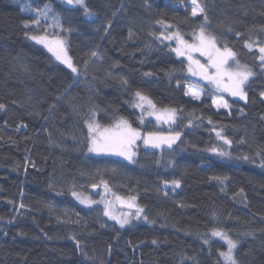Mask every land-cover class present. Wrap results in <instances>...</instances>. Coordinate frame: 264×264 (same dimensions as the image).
Here are the masks:
<instances>
[{"label": "trees", "instance_id": "trees-1", "mask_svg": "<svg viewBox=\"0 0 264 264\" xmlns=\"http://www.w3.org/2000/svg\"><path fill=\"white\" fill-rule=\"evenodd\" d=\"M197 1L204 14L193 17L191 0H85L90 15L58 0H0V264H224L227 245L213 230L238 241L237 264H264V0ZM167 25L187 41L204 26L231 48L254 73L247 102L228 98L218 110L209 89L199 101L185 95L192 81L162 40ZM31 36L63 39L78 72ZM136 91L176 110L175 122L141 123ZM93 112L102 127L124 119L142 136L180 137L161 150L141 140L133 162L95 157ZM104 182L135 197L147 222L121 229L75 206L73 192Z\"/></svg>", "mask_w": 264, "mask_h": 264}, {"label": "snow or ice", "instance_id": "snow-or-ice-1", "mask_svg": "<svg viewBox=\"0 0 264 264\" xmlns=\"http://www.w3.org/2000/svg\"><path fill=\"white\" fill-rule=\"evenodd\" d=\"M64 2L69 6H79L84 9L85 15H90V11L85 4V0H64ZM192 2V16L203 15L204 9L198 4L197 0H191ZM50 10L48 5H45L44 10L36 9L37 17L47 15V12ZM208 18L204 15V21L207 22ZM34 23L39 24V19L34 20ZM56 26L59 27V17L56 18ZM158 23L163 24V21H158ZM25 27H28V24H25ZM109 27L111 25L109 24ZM166 27H171L167 25ZM63 30V29H62ZM163 36V34H162ZM30 39L34 40L37 44H43L49 52H51L55 58L62 64H65L73 73H77L78 69L74 66L71 57L68 56L66 50V42L63 39H55L49 41L44 36H31ZM166 39L175 38L177 41V46L172 49L177 56H185L188 61V72L192 75H199L202 79L207 80L209 83L213 84L218 91L226 92L233 97H238L241 100L247 102V93L245 91V85L249 79L254 75L251 68L247 65H242L239 61L235 60L236 53L229 47L225 46L223 49L217 47L216 38L206 33V28L201 26L199 30L198 44L192 45L188 44L187 41L177 32L171 36L163 37ZM245 47L249 50L253 48V43H246ZM199 52L201 56L207 58V63L201 64L198 60L192 58L191 52ZM260 53L259 59L264 62V46L258 48ZM93 57L97 56V53L93 51L91 53ZM234 62V66L229 64V61ZM195 66V67H193ZM145 75H151V73H145ZM127 84V81H124ZM179 86V85H178ZM185 95H191L194 99H200V91L189 88ZM261 97L264 98V92L261 93ZM136 102L134 106L140 108L142 113L146 110L145 104L151 111H148L147 114L150 116H155L157 121L163 120L164 123L175 122L176 110L164 109L161 112L156 111V105L153 101L142 94L140 91L135 92ZM213 103L219 109L220 107L228 108L229 105L227 101L214 100ZM4 105L0 104V109H3ZM95 112H93V118L86 121L88 129V152L96 154H110L116 156H122L129 162L133 161V157L136 155L133 150L136 145L137 140L143 139L145 147L151 148H161L162 145L166 144L169 148L177 139H179L180 133L177 132L174 136H163L158 133L149 132L145 136H141V133L133 128L131 124L124 119L116 121L110 127H102L100 124L95 122ZM143 117H141V123H143ZM220 132H217V136L220 137ZM225 144H230L231 141L224 139ZM213 151H216L213 149ZM218 155H226L224 152H218ZM247 159V157H244ZM261 167H264V161L260 164ZM214 179L220 180L223 182V179L220 177H214ZM167 181L165 184L167 185ZM172 185L174 188L180 187L179 180H173ZM105 190L108 191V185L104 182ZM73 195H77L73 192ZM167 195V193H165ZM79 198V197H78ZM120 201L121 205L128 208H135V216L137 219L140 218V214L143 213L144 209L140 208L135 204V197L130 198L128 201L123 200L120 197H116ZM81 203L90 204L95 203V201H88L86 199H81ZM110 203L105 202L104 215L109 217V219L116 220L121 227L129 223L128 216L129 213L123 214V218H120L112 213L110 210ZM23 206V205H22ZM145 220L147 217H144ZM214 237H219L221 240H224L227 243V251H221L219 255L223 258L225 264H237L236 259L234 258V249L237 248L238 241H234L229 238L224 232L213 230L211 233ZM155 243V241H153ZM205 243H208L205 240Z\"/></svg>", "mask_w": 264, "mask_h": 264}, {"label": "rangeland", "instance_id": "rangeland-1", "mask_svg": "<svg viewBox=\"0 0 264 264\" xmlns=\"http://www.w3.org/2000/svg\"><path fill=\"white\" fill-rule=\"evenodd\" d=\"M16 1V0H15ZM59 2H61L62 4L64 5H67L64 0H58ZM198 4L201 6V4L199 3V1H197ZM69 6V5H67ZM193 6V5H192ZM70 7H73V6H70ZM75 7H79V6H75ZM202 7V6H201ZM81 8V7H80ZM198 16V15H197ZM175 32H173L171 30L170 27H165V32L162 36V40L166 43H169V44H173V48H175L177 46V41L175 38L173 39H166V38H163V37H167V36H171L173 35ZM46 37L49 41L51 40H55L56 38H49L47 36H44ZM198 37H199V32L190 40V41H187L188 44H192V45H195V44H198L199 40H198ZM32 42H34L36 45L38 46H41L42 48H44L54 59V61L62 66H64L65 68L69 69L65 64H62L60 63L56 58L55 56L48 51V49L43 45V44H37L34 40L31 39ZM217 47H219L217 45ZM220 48V47H219ZM68 54V53H67ZM176 54V53H175ZM191 55H192V58L194 60H198L201 64H205L207 63V58L205 56H201L199 52H191ZM177 56V55H176ZM178 58L184 60L186 63H187V69H186V77L188 79H190L192 82L190 83H187L186 84V92L188 91L189 88H192L194 90H197V91H200V99H194L191 95H189L191 98H193L194 100H201L204 96V92L206 89H209L213 92V101L216 100V101H220L221 99L224 100V101H227L228 98H231V99H235V100H241L239 99L238 97H233L231 95H229L228 93L226 92H221V91H218L216 89V87L209 83L207 80H204L202 79L199 75H192L188 72V65H189V61L188 59L185 57V56H177ZM229 64L230 65H233L234 66V62L232 60L229 61ZM195 67V66H193ZM71 70V69H69ZM261 72L264 74V66L262 67V70ZM253 78V76L251 77ZM250 78V79H251ZM249 79V80H250ZM247 84V83H246ZM246 86V85H245ZM244 86V87H245ZM246 91V90H245ZM243 102H245L244 100H241ZM135 102H136V98H135ZM229 105V104H228ZM215 108H217V106L214 104ZM137 108V107H136ZM138 109V112L140 113L141 117L143 118H146V119H152V120H155L158 125L160 127H167L169 128L174 122H168V123H164L163 120L161 121H157L155 116H150L147 114L148 111H151V109L148 108L147 104H145V111L142 113L141 109L140 108H137ZM230 109V106L228 108H223V107H220L218 110H229ZM156 111L159 113L161 112L162 110H159L156 108ZM175 118H176V115H175ZM95 119V122H97L96 118L94 117ZM160 135H163V136H174L175 134L173 133H158ZM147 135V134H145ZM144 135V136H145ZM142 136V134H141ZM143 137V136H142ZM180 137V136H179ZM141 140L143 139H140V140H137L136 142V145L134 146L133 150L135 151L136 153V150H137V147L139 146ZM179 139H177L175 141V143L172 144V146L170 148H172L178 141ZM145 146V145H144ZM148 149H156V150H161V149H166V148H169L166 144L162 145L161 148H151V147H146ZM89 154H91L92 156H95V157H110V158H116V159H121V160H124V161H127L129 162L128 160H126L124 157L122 156H116V155H110V154H96V153H91L89 152ZM135 159V156L133 157V161ZM132 161V162H133ZM100 188L99 190V193L97 196H94L92 195V193L88 194V193H85L83 191H79L77 192L76 194L77 195H73L72 198H73V203L75 204L76 207L80 208V209H83L85 211H89L91 213L92 216H94L96 219H101L103 220L104 217L106 218V220H108V222H111L113 224H116L119 228L121 229H126V228H131L132 226L136 225V224H144L147 222V220H145V212L143 211V213L140 214V218L137 219L136 216H135V212H136V209L133 211L131 210L130 208L126 207L125 209H119L118 208V205L121 204L120 201H118L116 199V197H120L122 198L123 200L125 201H128L130 198H124L116 193H113L112 190L110 188H108L109 190L106 191L105 190V187L104 185L102 186H98ZM79 197V198H78ZM81 199H86L88 201H95V203H90V204H85V203H81ZM105 202H111L110 203V210L112 211V213L120 218H123V214L125 213H129L130 215L128 216V220H129V223L124 225V227H121L119 223L116 222V220H113V219H109V217L105 216L104 215V210H105ZM135 204L138 206L137 204V200L135 199ZM69 208V207H68ZM142 208V207H140ZM72 210L74 211L73 209H65V213H66V216L64 217L63 221L64 222H68L69 220H71V216L72 214L69 213V211ZM71 235H78L76 232H70ZM228 236V235H227ZM229 237V236H228ZM216 238V237H215ZM230 238V237H229ZM226 245L227 243L222 240ZM235 251L236 249H234V258H235ZM223 260V258H222ZM224 262V260H223ZM225 264V262H224Z\"/></svg>", "mask_w": 264, "mask_h": 264}, {"label": "water", "instance_id": "water-1", "mask_svg": "<svg viewBox=\"0 0 264 264\" xmlns=\"http://www.w3.org/2000/svg\"><path fill=\"white\" fill-rule=\"evenodd\" d=\"M90 192L92 193V195H94V196H97L98 195V193H99V188L98 187H92L91 189H90ZM118 208L119 209H125L126 207H124V206H122L121 204H119L118 205ZM131 210H135L134 208H131Z\"/></svg>", "mask_w": 264, "mask_h": 264}]
</instances>
